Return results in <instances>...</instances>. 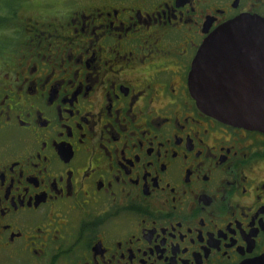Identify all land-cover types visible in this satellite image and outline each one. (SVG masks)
<instances>
[{
	"label": "flooded vegetation",
	"instance_id": "flooded-vegetation-1",
	"mask_svg": "<svg viewBox=\"0 0 264 264\" xmlns=\"http://www.w3.org/2000/svg\"><path fill=\"white\" fill-rule=\"evenodd\" d=\"M12 2L0 264L264 259V133L205 115L188 89L202 42L264 20V0Z\"/></svg>",
	"mask_w": 264,
	"mask_h": 264
},
{
	"label": "water",
	"instance_id": "water-1",
	"mask_svg": "<svg viewBox=\"0 0 264 264\" xmlns=\"http://www.w3.org/2000/svg\"><path fill=\"white\" fill-rule=\"evenodd\" d=\"M188 89L205 115L264 133V20L240 17L206 38L192 61Z\"/></svg>",
	"mask_w": 264,
	"mask_h": 264
},
{
	"label": "rangeland",
	"instance_id": "rangeland-1",
	"mask_svg": "<svg viewBox=\"0 0 264 264\" xmlns=\"http://www.w3.org/2000/svg\"><path fill=\"white\" fill-rule=\"evenodd\" d=\"M3 0H0V4L2 3ZM17 3L23 1V0H15ZM33 1V0H32ZM9 3H10V6L9 7H2L0 8V44H1V41H4L5 38H4V35L1 34V32L4 30V29H7L11 26H15L16 23L18 24V22L16 21H13L14 19H16V16L17 15H23L24 13L22 12L23 10L18 8V9H14V6H15V2H12V0H9ZM4 8V9H3ZM2 9H3V12H4V16H2L1 12H2Z\"/></svg>",
	"mask_w": 264,
	"mask_h": 264
}]
</instances>
